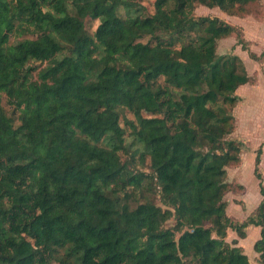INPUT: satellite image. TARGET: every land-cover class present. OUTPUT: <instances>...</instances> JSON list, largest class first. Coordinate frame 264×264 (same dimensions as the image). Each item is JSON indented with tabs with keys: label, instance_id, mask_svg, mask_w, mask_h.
Wrapping results in <instances>:
<instances>
[{
	"label": "trees",
	"instance_id": "16d2710c",
	"mask_svg": "<svg viewBox=\"0 0 264 264\" xmlns=\"http://www.w3.org/2000/svg\"><path fill=\"white\" fill-rule=\"evenodd\" d=\"M255 1L153 0L123 16L130 0H0V264H251L227 239L250 223L264 264L260 146L256 212L232 218L224 198L226 166L241 160L236 89L252 78L216 52L234 24L193 14ZM144 180L164 207L129 205Z\"/></svg>",
	"mask_w": 264,
	"mask_h": 264
},
{
	"label": "rangeland",
	"instance_id": "374dc122",
	"mask_svg": "<svg viewBox=\"0 0 264 264\" xmlns=\"http://www.w3.org/2000/svg\"><path fill=\"white\" fill-rule=\"evenodd\" d=\"M133 6L127 8L120 7L119 13L123 16L128 12L149 14L153 10V0H130ZM249 10L243 14H229L217 5H206L195 3L194 15L218 16L235 26V30L229 35L217 40L216 52L235 53L243 60L247 72L251 75V81L240 85L236 89L239 95L237 104L233 107L235 123L230 136L242 141L240 152L241 160L238 164L227 165L226 180L229 189L224 195L227 200V212L232 218L243 219L248 214L256 212V206L261 198L259 192V179L255 175V155L260 146V161L258 171L261 174V181L264 184V0L251 2ZM136 8V10H135ZM96 20L87 18L85 20L88 31H93ZM24 36V35H23ZM23 36L12 37L15 41ZM147 36L142 38L146 40ZM260 55L255 59L252 54ZM45 62L41 63L43 66ZM163 80L160 79V82ZM1 102L5 110L11 113V106L8 104L6 96L1 95ZM18 122V120H16ZM130 137H127V142ZM103 143V142H102ZM130 146V145H129ZM135 146H130L132 151ZM124 158H128L129 166L132 170H143L150 172L148 161L141 162L138 154L122 153ZM129 189H132L129 186ZM151 200L155 203L164 205L160 202L158 187L153 181L144 180L140 188L131 190L128 203L131 207L136 206L140 201ZM172 217L166 224H172ZM252 223L245 227L246 236L239 237L235 230L229 229L227 239L231 240L238 237V244L243 246L251 264H260L258 252L253 248V243L259 236V228L255 230ZM55 264V262H53Z\"/></svg>",
	"mask_w": 264,
	"mask_h": 264
},
{
	"label": "crops",
	"instance_id": "0c3cea01",
	"mask_svg": "<svg viewBox=\"0 0 264 264\" xmlns=\"http://www.w3.org/2000/svg\"><path fill=\"white\" fill-rule=\"evenodd\" d=\"M241 219V218H240ZM255 227V226H254ZM259 227H255V230L258 229Z\"/></svg>",
	"mask_w": 264,
	"mask_h": 264
}]
</instances>
